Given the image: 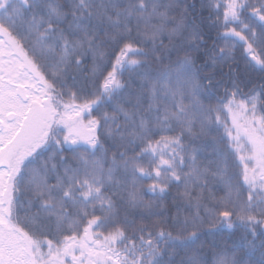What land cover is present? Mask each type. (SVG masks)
<instances>
[{
    "label": "snow or ice",
    "instance_id": "snow-or-ice-1",
    "mask_svg": "<svg viewBox=\"0 0 264 264\" xmlns=\"http://www.w3.org/2000/svg\"><path fill=\"white\" fill-rule=\"evenodd\" d=\"M0 264H264V0H0Z\"/></svg>",
    "mask_w": 264,
    "mask_h": 264
},
{
    "label": "trees",
    "instance_id": "trees-1",
    "mask_svg": "<svg viewBox=\"0 0 264 264\" xmlns=\"http://www.w3.org/2000/svg\"><path fill=\"white\" fill-rule=\"evenodd\" d=\"M213 35H215V34L213 33ZM237 54L239 55V52ZM221 131H223V130L221 129ZM174 194H175V192L173 191L172 195H174ZM245 195H246V193H245ZM168 200L169 201L171 200V196L168 197Z\"/></svg>",
    "mask_w": 264,
    "mask_h": 264
}]
</instances>
